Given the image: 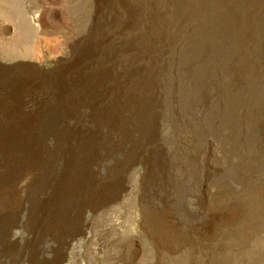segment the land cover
I'll list each match as a JSON object with an SVG mask.
<instances>
[{"label":"rangeland","instance_id":"obj_1","mask_svg":"<svg viewBox=\"0 0 264 264\" xmlns=\"http://www.w3.org/2000/svg\"><path fill=\"white\" fill-rule=\"evenodd\" d=\"M0 99L45 157L0 190V264H189L206 205L264 185V0H0ZM245 243L264 264V229Z\"/></svg>","mask_w":264,"mask_h":264},{"label":"bare ground","instance_id":"obj_2","mask_svg":"<svg viewBox=\"0 0 264 264\" xmlns=\"http://www.w3.org/2000/svg\"><path fill=\"white\" fill-rule=\"evenodd\" d=\"M69 55V54H68ZM16 84V83H15ZM9 85V83L7 84ZM18 85V84H17ZM10 86V85H9ZM8 86V87H9ZM6 87V86H5ZM20 87V86H19ZM7 88V87H6ZM5 88V90H6ZM17 88V86H16ZM12 89V88H11ZM8 90V89H7ZM6 90V91H7ZM13 90V89H12ZM18 90V89H17ZM20 90V89H19ZM15 91V90H14ZM34 93V92H33ZM21 94V93H20ZM42 95V94H41ZM8 96V95H7ZM18 96V95H17ZM56 96V95H55ZM20 97V96H19ZM26 97V96H25ZM33 97V96H32ZM47 97V96H46ZM27 98V97H26ZM54 98V97H53ZM19 99V98H18ZM23 99V97H22ZM4 100V99H2ZM27 104L35 105V100L27 99ZM1 101V99H0ZM6 101V100H5ZM22 101V100H21ZM2 102V101H1ZM0 102V103H1ZM8 102V100H7ZM6 102V103H7ZM13 103V102H12ZM16 103V102H15ZM14 103V104H15ZM20 104V103H19ZM22 104V103H21ZM20 104V105H21ZM24 104V103H23ZM39 104V103H38ZM12 105V104H11ZM25 105V104H24ZM3 106V105H2ZM47 106V105H46ZM14 107V106H13ZM12 107V108H13ZM28 107V106H26ZM35 107V106H34ZM89 107V106H88ZM10 107H5L0 109V190L4 189L6 186H11L16 183H24L22 176L27 171L33 170L35 168V173H38L42 168L43 164V151L41 147L40 139L37 140L31 133L32 127L29 126V117L26 113H23V117H19L18 115L13 117L6 113ZM18 108V107H17ZM44 108V107H43ZM107 108V107H106ZM37 109H39L37 107ZM25 110V109H24ZM23 110V111H24ZM46 111V110H45ZM44 111V112H45ZM41 112V111H40ZM39 112V113H40ZM30 113V112H29ZM34 113V112H32ZM37 114V113H36ZM35 114V116H36ZM101 114V113H100ZM33 116V115H31ZM29 117V118H28ZM59 117V116H58ZM39 118V117H38ZM40 119V118H39ZM42 119V118H41ZM40 119V120H41ZM72 119V118H71ZM46 120V119H45ZM32 121V120H31ZM37 121V120H36ZM54 121V119H53ZM57 121V120H56ZM32 123V122H31ZM37 123V122H36ZM35 123V124H36ZM44 124V123H43ZM41 125V124H40ZM33 126V125H32ZM39 127L35 125V128ZM46 127V126H44ZM42 130V129H41ZM38 131V130H37ZM74 138V137H73ZM73 140V139H72ZM84 140V139H83ZM44 142V141H43ZM93 142V141H92ZM68 145V144H67ZM44 146V145H43ZM77 147V146H76ZM80 148V147H78ZM77 148V149H78ZM62 149V148H61ZM63 150V149H62ZM61 150V151H62ZM65 153V152H64ZM70 153V152H69ZM74 153V152H73ZM68 154V153H67ZM52 155V154H51ZM75 155V154H74ZM91 159V158H90ZM45 160V159H44ZM65 160V159H64ZM45 165V164H44ZM89 165V164H88ZM43 169V168H42ZM78 169V168H77ZM33 170V171H34ZM72 170V169H71ZM82 170V169H81ZM95 172V171H94ZM96 173V172H95ZM138 173V171H137ZM141 173V172H139ZM39 174V173H38ZM37 174V175H38ZM99 174V173H98ZM145 175V174H144ZM65 176V175H64ZM73 177V176H72ZM88 177V176H87ZM59 178V177H58ZM74 178V177H73ZM39 179V178H38ZM46 179V178H45ZM44 179V180H45ZM100 179V178H99ZM62 180V179H61ZM79 181V180H78ZM46 182V181H45ZM75 182V181H74ZM81 182V181H80ZM85 182V181H84ZM49 183V182H48ZM70 184V183H69ZM77 184V183H76ZM260 184V183H259ZM19 185V184H18ZM25 185V184H24ZM54 185V184H53ZM87 185V184H86ZM94 186V185H93ZM22 187V186H21ZM7 188V187H6ZM35 188V187H34ZM91 188V187H90ZM122 188V187H121ZM70 189V188H69ZM68 189V190H69ZM82 189V188H81ZM127 189L126 185H123L121 191H125ZM59 190V189H58ZM85 190V189H84ZM254 190V189H253ZM71 191V190H70ZM75 191V190H74ZM78 191V190H77ZM120 191V190H119ZM34 193V192H33ZM80 193V192H79ZM204 193V192H203ZM253 195L251 199L247 201L246 207H239L234 203V205L229 202L222 200H217L213 202L211 205H206V209H209L210 214H212V218L217 219L215 224L212 225L210 231H208V235L204 234L197 237L198 240H208L211 241L210 244L207 245V249L203 250L201 247H197L192 249L191 251L181 254L185 262L189 264H240L243 260L245 253L242 251V248L247 244L248 240L251 237H258L262 235V231L264 229V223H260L261 216L264 214V185L263 188H257L252 192ZM68 194V193H67ZM92 197V196H91ZM95 197V196H94ZM109 199V198H108ZM110 200V199H109ZM227 200V199H226ZM87 200H85L86 202ZM244 201V200H243ZM88 203V202H87ZM212 203V202H211ZM47 204V203H46ZM230 206H229V205ZM45 205V204H43ZM101 205V204H100ZM103 205V204H102ZM240 205V204H239ZM208 206V207H207ZM80 207V206H79ZM97 206L93 203L83 204L79 209L80 213L88 212L91 215H95L97 212ZM78 208V207H77ZM77 210V209H75ZM137 206L132 208L131 211L135 213H139L140 217L136 218L135 222L139 224L140 227L149 226L146 223V215L144 209L138 208ZM49 211V210H48ZM42 211L41 213H43ZM129 212V211H128ZM245 212L246 218H243L242 222L238 224L240 217H237L238 213ZM79 213V212H77ZM149 213V211H148ZM155 212L150 213V217L153 216L158 223L157 231L160 233V237H154L155 242L158 248H162L166 243L167 235L166 229L169 228L167 226L166 220L163 216ZM46 214V211H45ZM78 215V214H75ZM84 215V214H83ZM116 215V214H115ZM44 216V214L42 215ZM112 216V215H111ZM162 216V217H161ZM264 216V215H263ZM77 217V216H76ZM83 218V217H81ZM126 218V217H125ZM264 218V217H263ZM262 218V219H263ZM80 219V218H79ZM89 217L86 216V221H88ZM117 219V218H116ZM59 220V219H58ZM124 220V219H123ZM81 220L80 222H82ZM94 221V220H93ZM110 221V220H109ZM148 221V220H147ZM215 221V220H214ZM211 222V221H209ZM154 223V222H153ZM41 224V223H40ZM109 224L113 225V228H117L114 223V219L109 222ZM42 225V224H41ZM43 226V225H42ZM85 226V225H84ZM105 226V224L103 225ZM157 226V225H155ZM211 226V225H210ZM82 227V226H81ZM86 227V226H85ZM102 227V226H101ZM150 227V226H149ZM230 228L228 233L223 232V229ZM84 228V227H83ZM46 229V227H45ZM44 229V230H45ZM81 230V229H80ZM106 230V229H105ZM108 230V229H107ZM150 230V229H149ZM147 230L146 235L149 237ZM229 233L230 231H232ZM118 231V230H117ZM205 231V229H204ZM58 232V230H57ZM87 232V231H86ZM223 232V233H222ZM44 233V232H43ZM53 233V232H52ZM89 233V232H88ZM51 234V233H50ZM54 234V233H53ZM21 235L19 232L15 231L12 233V239L18 238L17 236ZM58 235V234H56ZM84 235V234H83ZM171 236V235H170ZM173 238V237H172ZM175 238V237H174ZM10 239V238H9ZM74 239V238H73ZM151 240V238L149 237ZM196 239V240H197ZM42 240V239H41ZM174 240V239H173ZM252 240V239H251ZM64 241V240H63ZM152 241V240H151ZM178 241V240H176ZM182 241V240H181ZM66 242V241H65ZM175 242V241H174ZM216 242V243H214ZM69 243V242H68ZM67 243V244H68ZM153 243V242H152ZM126 242L121 244V246H125ZM62 246V244H61ZM63 247V246H62ZM61 247V248H62ZM68 247V245H67ZM38 248V247H37ZM72 248V247H71ZM182 243H177L176 248L169 245L168 247H164L163 250H168L172 255H175L177 251L181 250ZM72 250V249H71ZM162 250V249H161ZM255 250V249H253ZM36 251V250H35ZM253 252V251H252ZM39 253V252H38ZM181 253V252H180ZM183 253V252H182ZM45 256V255H44ZM52 258V257H51ZM118 264H130L131 260L122 259L119 257ZM49 259V258H48ZM37 260V259H36ZM172 260V259H171ZM182 260V259H181ZM39 261V260H38ZM44 262V261H43ZM55 262V261H54ZM58 262V261H57ZM56 262V263H57ZM177 262V261H176ZM175 262V263H176ZM183 262V263H185ZM192 262V263H191ZM59 263V262H58ZM160 263V262H159ZM60 264V263H59Z\"/></svg>","mask_w":264,"mask_h":264}]
</instances>
